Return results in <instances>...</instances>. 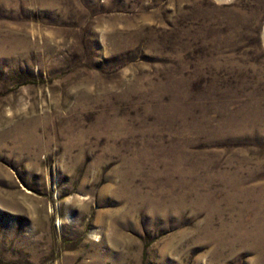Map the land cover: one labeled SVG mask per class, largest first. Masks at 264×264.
I'll return each instance as SVG.
<instances>
[{
    "label": "rangeland",
    "instance_id": "rangeland-1",
    "mask_svg": "<svg viewBox=\"0 0 264 264\" xmlns=\"http://www.w3.org/2000/svg\"><path fill=\"white\" fill-rule=\"evenodd\" d=\"M0 264H264V0H0Z\"/></svg>",
    "mask_w": 264,
    "mask_h": 264
}]
</instances>
